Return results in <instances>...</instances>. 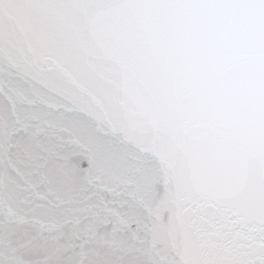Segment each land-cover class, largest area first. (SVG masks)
I'll list each match as a JSON object with an SVG mask.
<instances>
[{
	"label": "snow or ice",
	"instance_id": "1",
	"mask_svg": "<svg viewBox=\"0 0 264 264\" xmlns=\"http://www.w3.org/2000/svg\"><path fill=\"white\" fill-rule=\"evenodd\" d=\"M0 264H264V0H0Z\"/></svg>",
	"mask_w": 264,
	"mask_h": 264
}]
</instances>
